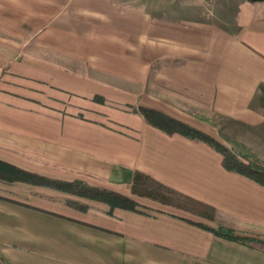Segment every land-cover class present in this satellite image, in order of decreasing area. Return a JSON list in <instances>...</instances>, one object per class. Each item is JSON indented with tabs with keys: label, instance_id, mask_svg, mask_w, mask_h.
Returning <instances> with one entry per match:
<instances>
[{
	"label": "crops",
	"instance_id": "obj_1",
	"mask_svg": "<svg viewBox=\"0 0 264 264\" xmlns=\"http://www.w3.org/2000/svg\"><path fill=\"white\" fill-rule=\"evenodd\" d=\"M140 108L264 165V2L0 0V162L138 203L0 178V264H264L196 225L264 235V187ZM137 173L215 221L134 195Z\"/></svg>",
	"mask_w": 264,
	"mask_h": 264
},
{
	"label": "trees",
	"instance_id": "obj_2",
	"mask_svg": "<svg viewBox=\"0 0 264 264\" xmlns=\"http://www.w3.org/2000/svg\"><path fill=\"white\" fill-rule=\"evenodd\" d=\"M246 1L251 3L264 2V0ZM138 112L146 119L149 124L162 130L167 134H180L190 140L207 144L223 156V166L226 170L243 175L264 187V165L257 161L255 158L243 154L238 150L230 148L221 141L179 120L173 119L155 110L140 108ZM0 178L9 182H32L60 190H66L86 198L101 201L110 205L111 208H121L129 211H137L138 207V203L135 200L120 193L110 191L101 187H94L81 181L65 183L56 180L46 179L36 174L18 169L4 162H0ZM145 180L156 183L159 187L166 189L167 192H169L170 194L179 195L175 191L166 188L165 186L157 183L150 177L141 173H137L135 175V182L131 189L134 195L150 198L165 205H170L181 209H187L189 212L197 213L198 215L206 218L207 220L213 222L215 221L214 213L209 214L207 210L205 212L198 208L191 209L183 207L177 204L172 198L166 197L165 194H154L153 192L140 187L141 182H144ZM179 196L181 197V195ZM204 208L211 209L209 207ZM196 225L207 231L212 232L217 237L264 249V235L237 230L235 228L221 224L216 225L215 227L202 223H198Z\"/></svg>",
	"mask_w": 264,
	"mask_h": 264
},
{
	"label": "rangeland",
	"instance_id": "obj_3",
	"mask_svg": "<svg viewBox=\"0 0 264 264\" xmlns=\"http://www.w3.org/2000/svg\"><path fill=\"white\" fill-rule=\"evenodd\" d=\"M231 2L234 5L237 4V2H234V1H231ZM237 11H240V13L238 12V14L232 15V18L236 19V20H238V19L242 20L244 18V14H242L243 9H237ZM231 148H233L235 150L239 149L237 146H233V145H231ZM140 187H142L144 189H147V190L153 192L154 194H159V195L165 194L166 197L172 198L177 204H179V205H181L183 207L191 208V209L198 208V209H201L202 211H205V212L207 210V212L209 214L214 213V215H216L215 210L204 208V207H202V206H200V205H198V204H196V203H194V202H192V201H190L188 199L180 197L179 195L170 194L169 192H167L166 189H163V188L159 187L156 183H154L152 181L145 180L144 182H141ZM143 198H145V197H143ZM147 199L150 200V201H153V202H157V201H155L153 199H150V198H147ZM157 203L162 204L160 202H157ZM163 205H165V204H163ZM166 206H170V205H166ZM139 207L143 208V209H146V207H142L141 205ZM170 207L180 209V208L174 207V206H170ZM244 229L247 230V232H249V233H253V234L261 233L262 234L261 231L259 232V231H256V230L252 229V228H244Z\"/></svg>",
	"mask_w": 264,
	"mask_h": 264
}]
</instances>
